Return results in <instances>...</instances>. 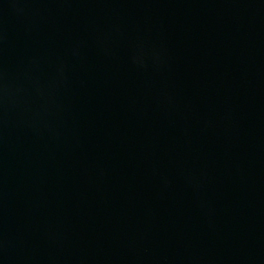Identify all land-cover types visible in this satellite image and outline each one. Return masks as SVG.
Wrapping results in <instances>:
<instances>
[{"label": "water", "instance_id": "95a60500", "mask_svg": "<svg viewBox=\"0 0 264 264\" xmlns=\"http://www.w3.org/2000/svg\"><path fill=\"white\" fill-rule=\"evenodd\" d=\"M0 264H264V0H0Z\"/></svg>", "mask_w": 264, "mask_h": 264}]
</instances>
